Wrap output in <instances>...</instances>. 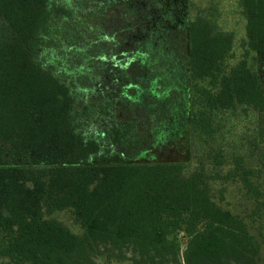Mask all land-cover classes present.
I'll return each mask as SVG.
<instances>
[{
    "label": "trees",
    "instance_id": "trees-1",
    "mask_svg": "<svg viewBox=\"0 0 264 264\" xmlns=\"http://www.w3.org/2000/svg\"><path fill=\"white\" fill-rule=\"evenodd\" d=\"M262 224L264 0H0V264H257Z\"/></svg>",
    "mask_w": 264,
    "mask_h": 264
},
{
    "label": "rangeland",
    "instance_id": "rangeland-1",
    "mask_svg": "<svg viewBox=\"0 0 264 264\" xmlns=\"http://www.w3.org/2000/svg\"><path fill=\"white\" fill-rule=\"evenodd\" d=\"M190 141L188 137H185V140L180 142V144L171 150H168L166 153H158V158L160 160L165 161H176V162H189L190 160V151L188 149V145ZM187 146V147H186ZM56 221L60 222L67 228H69L72 232L76 234H81V229L78 225L69 218L64 212H57L50 216ZM255 235L260 242L261 251L257 264H264V225L262 224L259 229L255 230ZM94 264H130L129 261L118 262L115 259L107 257L106 255H102L101 257H97L95 259Z\"/></svg>",
    "mask_w": 264,
    "mask_h": 264
}]
</instances>
